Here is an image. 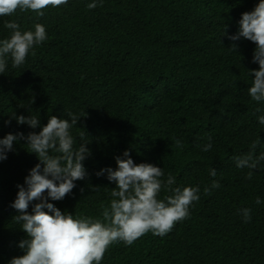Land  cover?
Listing matches in <instances>:
<instances>
[{"label":"trees","instance_id":"16d2710c","mask_svg":"<svg viewBox=\"0 0 264 264\" xmlns=\"http://www.w3.org/2000/svg\"><path fill=\"white\" fill-rule=\"evenodd\" d=\"M91 2L68 0L43 16L19 10L0 16V40L11 34L8 21L22 31L41 23L48 37L18 68L6 57L0 138L38 133L53 115L86 114L70 131L76 146L84 143L91 152L83 161L88 175L63 200L49 198L74 217L102 218L116 185L96 172L115 169V157L123 158L125 150L135 163L162 168L164 179L173 175L174 187H200L189 217L171 232H149L131 246L114 243L101 264H264V161L249 180L250 169L237 168L234 160L257 136L255 154L264 152V125L258 122L264 102L248 94L253 77L247 70L259 65L252 61L253 42L228 39L258 0H96L89 9ZM233 43L236 52L229 50ZM13 113L35 115L40 125H18ZM209 142L211 150L202 151ZM29 151L25 140H17L0 161V264L24 254L18 244L28 237L10 205L17 185L26 187L24 178L40 163ZM213 180L220 187L205 195ZM166 195L171 193L162 190L158 198ZM243 208L251 209L248 222Z\"/></svg>","mask_w":264,"mask_h":264},{"label":"clouds","instance_id":"9594fccd","mask_svg":"<svg viewBox=\"0 0 264 264\" xmlns=\"http://www.w3.org/2000/svg\"><path fill=\"white\" fill-rule=\"evenodd\" d=\"M67 3L68 0H0V16H10L17 10L43 16L45 9L59 8ZM97 6L96 0L87 5L89 9ZM4 26L11 30V34L0 40V73L6 70V57L11 58L13 68H18L25 63L30 50L48 38L41 23L23 31L15 21H8ZM241 38L255 44L252 61L259 65L258 69L247 70V74L253 77L248 94L253 101L264 102V0H258L253 10L243 12L239 31L228 36L231 41ZM237 47L233 43L229 50L236 52ZM85 115L69 112L67 119L53 115L38 133L29 132L27 136L22 132L8 133L0 138V161L7 159V153L13 151L17 140H25L29 152L35 153L40 161L24 178L26 187L17 185L16 198L10 205L19 213L13 220L21 224L28 238L18 244L24 249V254L13 257L9 264H101L106 251L114 243L123 242L131 246L149 232L161 237L168 234L177 222L189 217L190 206L199 201L198 185L174 187L176 179L173 175L169 174L164 179L162 168L151 163H135L125 150L123 158L115 157V169L107 167L96 172L98 177L106 173L107 179L116 185L111 191L113 199L107 206H102V218L74 217L61 212L49 202V198L63 200L76 187L74 182L84 180L88 175L83 161L91 152L84 143L77 147L70 131ZM11 118L18 125L27 124L33 129L40 125L35 115L13 113ZM258 122L264 125V115L258 117ZM84 135V132L80 133L81 140ZM208 139L211 141V137ZM175 143L182 147L181 141L176 140ZM260 143L257 136L247 153L234 157L237 168L250 169L246 173L249 180L253 177L252 170L264 161V152L255 154ZM211 148L209 142L202 151L207 152ZM210 175L215 177L216 170L210 169ZM219 187V182L213 180L210 187L204 188V194H210L212 189ZM162 190L171 195L158 198ZM33 201L38 202L32 204L29 214L28 208ZM260 202L257 198L256 203ZM240 212L245 222L251 220V209L243 208Z\"/></svg>","mask_w":264,"mask_h":264}]
</instances>
